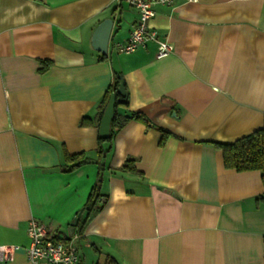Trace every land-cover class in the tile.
Returning a JSON list of instances; mask_svg holds the SVG:
<instances>
[{
  "label": "crops",
  "instance_id": "1",
  "mask_svg": "<svg viewBox=\"0 0 264 264\" xmlns=\"http://www.w3.org/2000/svg\"><path fill=\"white\" fill-rule=\"evenodd\" d=\"M152 9L162 57L152 40L115 50L138 19L126 0H0V248L14 246L0 264H34L31 218L66 240L94 187L79 264H264L261 173L226 168L214 145L264 124V0ZM119 75L148 123L127 121L104 158L98 103ZM77 153L89 161L71 170Z\"/></svg>",
  "mask_w": 264,
  "mask_h": 264
},
{
  "label": "trees",
  "instance_id": "2",
  "mask_svg": "<svg viewBox=\"0 0 264 264\" xmlns=\"http://www.w3.org/2000/svg\"><path fill=\"white\" fill-rule=\"evenodd\" d=\"M48 63L43 64L41 71L47 69ZM120 80L118 76H115L114 82L108 87L104 92L101 100L98 103L99 116H102V113L110 99L112 94L116 95L115 107L124 106L127 108V102L121 104L118 99L121 98L117 93ZM128 97V96H127ZM130 119H135L140 122L148 123L146 116L142 112H133L131 118H127L115 111L113 119L111 121L110 135L108 138L103 139L99 137L100 144L98 147V153L101 157H106L107 153L113 148V140L119 129H121L124 124ZM82 121L90 123L91 121L88 118H83ZM164 131V130H163ZM167 134V132H163ZM214 145L220 149L223 158V164L226 168H231L236 171H246V170H258L261 173L262 183H264V124L260 128L253 130L251 133L242 136L241 138L236 139L230 143H220L214 142ZM66 160L70 162L69 169H74L86 162L89 159L85 156L84 153L71 154L66 156ZM134 159L128 158L124 164V167L127 169L133 168ZM99 195L95 187L90 193V197L86 205L84 206L85 215L82 219H78L76 225V231L82 234V228L86 220L89 219L91 215L96 212L98 209L97 199ZM94 200H93V199ZM264 199V194L260 196ZM81 238V237H80ZM106 264H118L112 257L108 256Z\"/></svg>",
  "mask_w": 264,
  "mask_h": 264
},
{
  "label": "built area",
  "instance_id": "3",
  "mask_svg": "<svg viewBox=\"0 0 264 264\" xmlns=\"http://www.w3.org/2000/svg\"><path fill=\"white\" fill-rule=\"evenodd\" d=\"M138 13V19L130 30L125 41H117L114 48L117 52L132 53L139 46L152 40L157 42V55L162 57L171 51L168 40H157L156 32L150 25V20L155 12L152 9L153 3H171V0H126ZM27 234L29 245L26 249L28 259L34 263L44 262L46 264H79L77 243L83 234L75 230L66 239L60 240L55 232L34 218L28 222ZM14 246H2L0 248V259L9 256Z\"/></svg>",
  "mask_w": 264,
  "mask_h": 264
},
{
  "label": "water",
  "instance_id": "4",
  "mask_svg": "<svg viewBox=\"0 0 264 264\" xmlns=\"http://www.w3.org/2000/svg\"><path fill=\"white\" fill-rule=\"evenodd\" d=\"M113 25V20L110 18L104 19L94 30L92 35L93 46L94 48L103 54H106L108 41L110 38V33ZM120 83L117 89V93L120 95L121 98L118 101L121 104H125L127 102L128 92L124 86V80L122 76H118ZM116 103V95L112 94L110 99L102 113L99 122V137L106 139L110 135V128H111V121L113 119L115 111L127 118H131L133 116V111L129 110L124 106L115 107ZM79 215H77L73 221L70 223L69 228V236L73 233L76 228L78 222Z\"/></svg>",
  "mask_w": 264,
  "mask_h": 264
}]
</instances>
